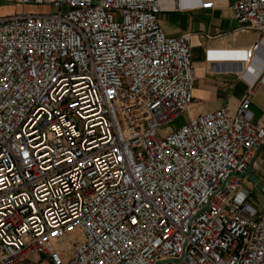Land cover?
I'll return each instance as SVG.
<instances>
[{"label":"built area","instance_id":"built-area-1","mask_svg":"<svg viewBox=\"0 0 264 264\" xmlns=\"http://www.w3.org/2000/svg\"><path fill=\"white\" fill-rule=\"evenodd\" d=\"M16 1L50 10L0 17V264H264V206L239 177L264 144V0L229 5L259 33L229 52L247 67L235 110L177 127L192 35L164 32L160 0Z\"/></svg>","mask_w":264,"mask_h":264},{"label":"crops","instance_id":"crops-1","mask_svg":"<svg viewBox=\"0 0 264 264\" xmlns=\"http://www.w3.org/2000/svg\"><path fill=\"white\" fill-rule=\"evenodd\" d=\"M232 1L215 0L211 9L186 7L188 1H185L182 9L174 10L172 0H160L161 11L157 17L164 32L167 35L184 32L192 35L190 59L194 68L193 101L186 111L187 117L220 108L233 111L247 91V83L241 77L247 67L229 52L253 45L259 39V33L236 31L237 24L229 9ZM46 9L50 8L43 5L22 6L16 0H0V17L21 12L39 14ZM210 51L218 54H208ZM211 55H214L213 58ZM253 66L249 67L251 72L255 69ZM249 110L253 119L264 114V84L253 93ZM251 173L264 184V144L258 149ZM244 185L246 189L258 192L252 195L248 189V200L254 207L261 209L264 206V190L260 191L250 184L246 177ZM256 195L258 200L254 197Z\"/></svg>","mask_w":264,"mask_h":264},{"label":"water","instance_id":"water-1","mask_svg":"<svg viewBox=\"0 0 264 264\" xmlns=\"http://www.w3.org/2000/svg\"><path fill=\"white\" fill-rule=\"evenodd\" d=\"M257 152L258 150L255 152V154L253 155V157L251 158V160L249 161L248 165H247V168L239 175L240 178H245L247 179V181L258 187L259 189L261 190H264V184L262 182H260L258 180V178L253 174L251 173V170H252V164H253V161L257 155ZM158 264V263H157Z\"/></svg>","mask_w":264,"mask_h":264},{"label":"rangeland","instance_id":"rangeland-1","mask_svg":"<svg viewBox=\"0 0 264 264\" xmlns=\"http://www.w3.org/2000/svg\"><path fill=\"white\" fill-rule=\"evenodd\" d=\"M48 10H50V9H46V10H43V12L45 11H48ZM187 119V115H186V113L185 114H183V115H181L180 117H178L171 125H172V127H177V126H179L180 124H182L185 120ZM167 130H169V129H167ZM248 188V187H247ZM249 190H251L250 188H248ZM260 190V189H259ZM261 191V190H260ZM251 193H253L252 195H255L254 193H258V192H254V191H252L251 190ZM257 200H258V196L256 195V196H254ZM45 260V256L44 255H40L39 257H38V261H40V262H42V261H44ZM33 261V260H32ZM26 264H35L34 262H27Z\"/></svg>","mask_w":264,"mask_h":264}]
</instances>
